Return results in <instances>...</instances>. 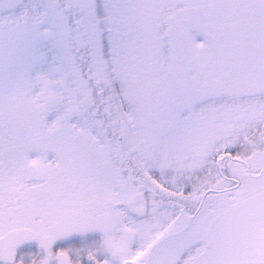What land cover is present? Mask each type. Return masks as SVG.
Segmentation results:
<instances>
[{
    "label": "snow or ice",
    "instance_id": "6c2138e0",
    "mask_svg": "<svg viewBox=\"0 0 264 264\" xmlns=\"http://www.w3.org/2000/svg\"><path fill=\"white\" fill-rule=\"evenodd\" d=\"M0 264H264V0H0Z\"/></svg>",
    "mask_w": 264,
    "mask_h": 264
}]
</instances>
